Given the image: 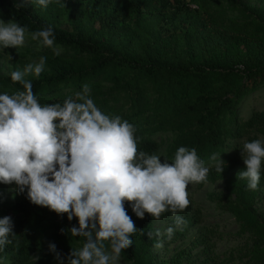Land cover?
<instances>
[{"label":"trees","instance_id":"16d2710c","mask_svg":"<svg viewBox=\"0 0 264 264\" xmlns=\"http://www.w3.org/2000/svg\"><path fill=\"white\" fill-rule=\"evenodd\" d=\"M254 2L264 4V0H60L45 8L33 0H0V19L25 26L29 37L47 27L54 30L53 47L31 38L35 46L22 54L33 64L47 58L39 76H25L41 105L76 99L87 85L103 113L135 126L138 152L157 155L159 134L172 135L166 150L169 161L179 147L195 148L210 168L199 186L226 180L228 200L223 208L252 236L248 264H264V219L255 209L264 173L253 191L247 180L238 179L246 165L234 172L243 165L241 143L259 139L256 132L264 138V111L239 121L241 103L264 90V6ZM22 90L21 84L0 74V93ZM213 155L227 163L222 174L215 171ZM125 208L138 229L133 245L121 252L132 264H187L192 250L204 246V253L213 255L207 264H225L212 252L214 246L203 230L190 248L169 262H159L155 242L168 239L155 236L150 214L138 218L127 201ZM10 209L17 218L16 236L0 251V264H57L50 243L56 244L67 264L71 251L85 243V238L70 232L79 227L78 218L69 221L67 214L34 205L26 192H15L10 206L0 191V218L10 216ZM186 223H191L190 217Z\"/></svg>","mask_w":264,"mask_h":264},{"label":"clouds","instance_id":"9594fccd","mask_svg":"<svg viewBox=\"0 0 264 264\" xmlns=\"http://www.w3.org/2000/svg\"><path fill=\"white\" fill-rule=\"evenodd\" d=\"M33 2L46 8L60 0ZM26 32L18 22L0 19V50L23 47ZM31 38L46 47L55 43L51 27L32 33ZM46 62L41 57L23 72L13 71L12 82L23 90L0 93V184L14 185L16 192H26L32 204L67 214L69 221L78 218L79 227L70 232L85 238V243L71 251L67 264H119L121 252L133 245L138 230L125 202L141 219L148 213L159 220L162 213L171 212L179 228L185 221L176 213L190 204L189 185L206 182L210 168L195 148L181 146L173 160L164 162L162 156L138 152L135 126L103 113L87 85L76 99L41 105L25 74L39 76ZM239 149L246 168L238 179L247 180V187L255 191L264 173V139L245 142ZM211 160L222 174L227 163L216 155ZM14 227L11 216L0 218V251L15 238ZM175 228L168 227L166 233L157 230L155 236L171 240ZM154 246L163 247V239ZM49 250L57 264H65L55 243L49 244Z\"/></svg>","mask_w":264,"mask_h":264},{"label":"rangeland","instance_id":"374dc122","mask_svg":"<svg viewBox=\"0 0 264 264\" xmlns=\"http://www.w3.org/2000/svg\"><path fill=\"white\" fill-rule=\"evenodd\" d=\"M253 5L256 7L264 6V4L258 2H254ZM34 46L35 44L32 42L31 37L26 35L23 47L19 49L10 47L5 49V51L0 50V74L11 77L13 71L23 72L27 65L33 64L25 62L22 54L25 53L26 49H32ZM37 49H40V47H37ZM20 62L24 63L19 64ZM27 74L29 73H26L25 76ZM262 111H264V90L250 95L241 103L239 121L241 123L246 122L253 113ZM255 135L259 139H264L257 132ZM171 138V134H159L156 136V141L160 145L157 155L162 156V162L167 159L166 150L171 143ZM245 142L247 141L245 140L241 143V147ZM244 165L243 161V165L238 166L234 172L242 170ZM226 187L225 179L209 181L202 187L198 183L189 185L188 199L190 204L185 211L176 213L185 221L179 228H175V216L171 212H169V215L162 213L159 220H154L150 214L149 219L154 224L155 233L157 230L161 233H166L167 228L170 226L175 228V233L171 240L163 241V247L154 248V253L159 262H169L178 252L190 248L197 241L200 235L199 231L203 230L205 236L209 238V242L214 246L212 252L214 251V254L221 262H225V264L249 263L248 254L253 244L252 236L243 232L236 218L230 212L224 210L223 206L227 204L228 200ZM262 190L256 201L255 209L257 214L264 219V188ZM0 191L4 195L5 201L10 206L14 205L15 186L0 184ZM9 211V215L12 217L14 225H16V214L12 209ZM187 217L191 218L190 224L186 223ZM204 249L205 246L193 249L191 260L187 264H207L213 258V255H206ZM108 250L110 251L111 249ZM119 264L132 263L121 255Z\"/></svg>","mask_w":264,"mask_h":264}]
</instances>
